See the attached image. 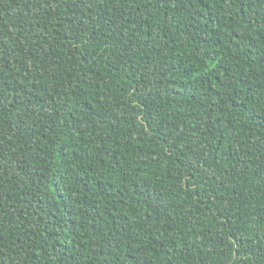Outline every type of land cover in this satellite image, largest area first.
<instances>
[{"label": "trees", "instance_id": "trees-1", "mask_svg": "<svg viewBox=\"0 0 264 264\" xmlns=\"http://www.w3.org/2000/svg\"><path fill=\"white\" fill-rule=\"evenodd\" d=\"M0 264H264V0H0Z\"/></svg>", "mask_w": 264, "mask_h": 264}]
</instances>
